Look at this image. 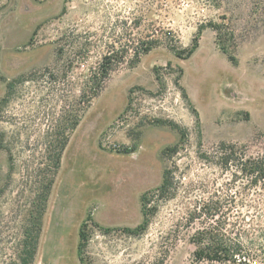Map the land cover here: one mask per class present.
<instances>
[{
  "label": "rangeland",
  "instance_id": "rangeland-1",
  "mask_svg": "<svg viewBox=\"0 0 264 264\" xmlns=\"http://www.w3.org/2000/svg\"><path fill=\"white\" fill-rule=\"evenodd\" d=\"M263 134L264 0H0V264H27L40 221L38 264L52 212L59 237L77 230L47 264L262 260L264 189L204 158L264 153ZM203 231L239 254L196 261Z\"/></svg>",
  "mask_w": 264,
  "mask_h": 264
},
{
  "label": "trees",
  "instance_id": "trees-1",
  "mask_svg": "<svg viewBox=\"0 0 264 264\" xmlns=\"http://www.w3.org/2000/svg\"><path fill=\"white\" fill-rule=\"evenodd\" d=\"M208 26L213 28L217 32V41L223 52L229 55V58L232 62L236 63L232 55L229 54V50L225 45L226 43L223 39L224 34L222 31L223 25L210 23ZM202 31L203 27L200 29L199 33H201ZM142 44L143 46H145V53H149L154 47L153 45L148 46V43ZM197 48L198 39L196 40V45H194L188 52L186 58H190L197 50ZM179 54L177 57L180 59H184L181 53ZM116 62L115 51H111L110 53L105 55L98 71L95 72L100 81L103 82L109 77L117 64ZM261 138L264 140V134L261 135ZM67 142L68 140L65 138L60 143V151L58 152L57 156L53 157L56 167L59 166L61 154L64 151ZM168 151L170 152L171 149L165 150L164 154H166ZM213 151L214 152L210 157L204 158L206 161L214 163L215 165L224 169L226 172H231L232 176L234 177V181H246V187H248L249 189H251V187H261L262 189H264V153H260L254 156L250 153V146L246 144L240 145L237 143L228 142H221L216 148H214ZM51 184L52 183L50 182L48 190L51 189ZM167 185L168 181L166 179L161 187L162 190L166 189ZM145 200L146 197H143L142 202L144 206L146 205ZM218 214V211H215V214L212 215L213 218H215ZM39 224L40 221H38L37 223L38 236L40 231ZM144 227L145 226H140V228ZM38 236L37 239L32 242L30 241V236L28 235L25 241L26 247L32 248L31 251L26 253L27 256H29V259L26 261L27 264H30L34 261ZM81 236H83V234ZM229 241L230 239L228 240L226 236L219 235L218 233L212 234L206 231L199 232L198 235L193 238V243L197 246V250L194 253L195 260L198 262H232L233 257L236 256V254H239L238 251H236V248L237 250L239 249L240 243L238 242L230 244Z\"/></svg>",
  "mask_w": 264,
  "mask_h": 264
},
{
  "label": "water",
  "instance_id": "water-1",
  "mask_svg": "<svg viewBox=\"0 0 264 264\" xmlns=\"http://www.w3.org/2000/svg\"><path fill=\"white\" fill-rule=\"evenodd\" d=\"M228 89H230V88H228ZM223 97L226 101L235 102L236 101L235 99L238 97V92L233 90V89L226 90ZM55 221H56L55 212H52L51 216L49 213V225H48L47 230L45 232L46 235H44L38 264H47L50 257L55 256V253H58L61 250L63 251L64 248L65 249L67 248L68 250L71 248L72 242H71L70 238H71L72 234L76 233L75 232L77 230V228L75 227L76 222L69 225V230L67 232L68 233L67 236L65 238H62V237L58 236V234L60 233L59 232L60 229H58V228L61 227L60 224H62V223H56L55 224ZM77 224H78V222H77ZM62 227H66V225L63 224ZM71 231H73V232H71ZM57 240L59 241L58 243H56Z\"/></svg>",
  "mask_w": 264,
  "mask_h": 264
},
{
  "label": "built area",
  "instance_id": "built-area-1",
  "mask_svg": "<svg viewBox=\"0 0 264 264\" xmlns=\"http://www.w3.org/2000/svg\"><path fill=\"white\" fill-rule=\"evenodd\" d=\"M237 262V264H264V259L258 261L244 258L243 261L239 259Z\"/></svg>",
  "mask_w": 264,
  "mask_h": 264
},
{
  "label": "flooded vegetation",
  "instance_id": "flooded-vegetation-1",
  "mask_svg": "<svg viewBox=\"0 0 264 264\" xmlns=\"http://www.w3.org/2000/svg\"><path fill=\"white\" fill-rule=\"evenodd\" d=\"M1 145V144H0ZM1 147V146H0ZM122 151H119V153L117 154V155H130V154H134L135 153V151H132V149L130 150V149H127V150H125L124 152H122Z\"/></svg>",
  "mask_w": 264,
  "mask_h": 264
}]
</instances>
